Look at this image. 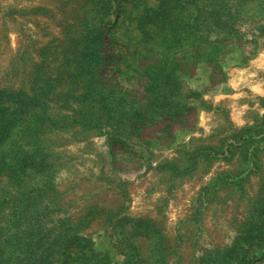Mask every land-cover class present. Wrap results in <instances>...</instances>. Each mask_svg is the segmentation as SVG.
Wrapping results in <instances>:
<instances>
[{
	"label": "rangeland",
	"instance_id": "rangeland-1",
	"mask_svg": "<svg viewBox=\"0 0 264 264\" xmlns=\"http://www.w3.org/2000/svg\"><path fill=\"white\" fill-rule=\"evenodd\" d=\"M0 264H264V0H0Z\"/></svg>",
	"mask_w": 264,
	"mask_h": 264
}]
</instances>
